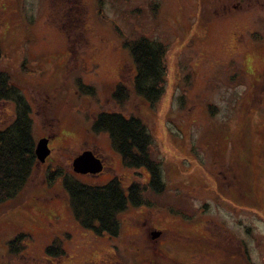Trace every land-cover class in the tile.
<instances>
[{"label":"rangeland","instance_id":"obj_1","mask_svg":"<svg viewBox=\"0 0 264 264\" xmlns=\"http://www.w3.org/2000/svg\"><path fill=\"white\" fill-rule=\"evenodd\" d=\"M142 38L166 47L165 93L156 103L133 89L125 42ZM0 40V66L14 68L32 106L36 144L49 137L51 149L26 188L0 203V264L119 256L143 264L137 233L148 221L145 227L173 230L162 248L179 251V264H264V0H0ZM79 80L96 95L82 92ZM119 83L131 92L123 105L112 95ZM15 108L0 102L1 127ZM102 111L147 125L166 186L144 195L150 207L130 206L120 216L117 237L84 229L63 188L67 175L90 186L118 177L124 189L149 182L146 169L123 165L108 134L93 131ZM84 151L100 157L102 171L73 170ZM55 170L63 175L50 185ZM21 235L24 250L14 254L10 244ZM55 241L65 253L49 257Z\"/></svg>","mask_w":264,"mask_h":264},{"label":"trees","instance_id":"obj_2","mask_svg":"<svg viewBox=\"0 0 264 264\" xmlns=\"http://www.w3.org/2000/svg\"><path fill=\"white\" fill-rule=\"evenodd\" d=\"M125 47L130 50L136 67L134 93L150 103L160 101L165 93L166 47L146 38L127 40ZM17 76L14 68L0 66V102L8 101L16 106L14 120L5 127L0 126V203L16 198L26 188L38 163L36 141L32 134L33 109L20 85L14 83ZM79 85L82 92L96 95L95 87L84 85L80 80ZM112 95L117 103L123 105L130 99L131 92L125 83H119ZM92 129L97 134L109 135L111 145L120 154L125 167L144 168L150 175L149 182L133 181L127 189H124L118 177L102 186L85 185L69 175L63 177L64 192L77 222L97 236L116 237L121 229L120 216L130 206L150 207L144 195L148 191L163 194L166 186L160 163L150 156L152 134L142 120L134 116L126 117L119 112L102 111L94 117ZM62 175L61 171L55 170L47 181L52 185ZM22 237L24 235L10 244L12 253L23 252ZM47 253L49 257H60L65 251L55 241L48 247Z\"/></svg>","mask_w":264,"mask_h":264},{"label":"flooded vegetation","instance_id":"obj_3","mask_svg":"<svg viewBox=\"0 0 264 264\" xmlns=\"http://www.w3.org/2000/svg\"><path fill=\"white\" fill-rule=\"evenodd\" d=\"M235 8H238L239 6L243 9L244 5L242 4H237L235 5ZM246 10V9H244ZM98 159H100L99 156H97L96 154H94ZM102 161V160H101ZM149 220V219H148ZM149 222V221H148ZM147 223H144L140 226V229L137 233V235L139 234V237L142 238V243L140 242L139 249H138V253L141 254H146L145 256V260H143V264H171L172 261H174L175 264H179V258L178 257V253L179 251H177V253H173V255H168L167 251H165V249L162 248V246L165 244V241L167 240H171L172 238L170 237V235H167L168 232H173L172 229L169 228H164V229H157L155 227H153V225L147 226L145 227ZM110 237V236H109ZM117 237V236H116ZM146 237L147 240L149 239V243L145 244L146 242ZM145 238V239H144ZM140 239V238H139ZM173 240V239H172ZM115 254L119 256V254L117 253V251L114 249ZM193 257H196V255H194ZM177 258V259H176ZM115 259V260H113ZM119 261L118 264H125L123 262V260L120 258L119 256V260L116 259L115 257L112 258V260H109L108 262L102 261L99 264H117V262ZM195 264V262H194ZM208 264H210V262H208Z\"/></svg>","mask_w":264,"mask_h":264},{"label":"water","instance_id":"obj_4","mask_svg":"<svg viewBox=\"0 0 264 264\" xmlns=\"http://www.w3.org/2000/svg\"><path fill=\"white\" fill-rule=\"evenodd\" d=\"M49 144V137L41 138L36 144L35 152L40 163L46 162L51 155ZM72 167L76 173L80 174H96L103 169L101 161L91 151H84L75 157Z\"/></svg>","mask_w":264,"mask_h":264}]
</instances>
